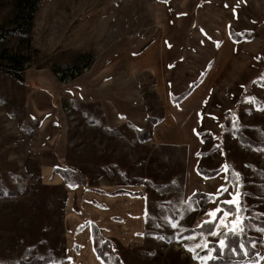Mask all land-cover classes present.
Segmentation results:
<instances>
[{
    "label": "rangeland",
    "instance_id": "374dc122",
    "mask_svg": "<svg viewBox=\"0 0 264 264\" xmlns=\"http://www.w3.org/2000/svg\"><path fill=\"white\" fill-rule=\"evenodd\" d=\"M156 14L179 24L177 38L174 29L156 27ZM168 34L180 49L187 40L180 53L190 47L187 52L203 62L198 69L206 65L197 81L182 80L178 89L181 96L193 88L196 96L208 79L199 130L173 137L185 147L156 146L149 130L110 129L94 105L63 96L46 106L34 103L35 74L44 75L43 84L50 75L63 91L124 39L147 43ZM68 69L80 73L63 83L56 73ZM145 84L149 116L160 120L153 79L146 77ZM194 103L190 97L183 108ZM36 109H49L55 120L35 117ZM195 146L197 182L186 167ZM57 167L71 171L69 178L53 173ZM198 169L221 172L208 178ZM228 169L241 179L237 189ZM220 185L227 188L223 194L214 189ZM89 192L101 193L98 198L110 203L107 211L117 213L107 221L110 230L99 220L106 205ZM201 193L214 200H193ZM224 201L238 208L242 201L245 213L223 215L217 231L243 226L263 239L255 247L264 252V233L249 222L264 219V0H0V264H83L87 239L94 250L100 244L93 226L114 241L122 264H209L213 252L201 246L217 244L221 236L197 229L215 219ZM255 264H264V254Z\"/></svg>",
    "mask_w": 264,
    "mask_h": 264
},
{
    "label": "crops",
    "instance_id": "0c3cea01",
    "mask_svg": "<svg viewBox=\"0 0 264 264\" xmlns=\"http://www.w3.org/2000/svg\"><path fill=\"white\" fill-rule=\"evenodd\" d=\"M154 21L156 27L158 25H165L167 33L169 29L170 32L174 29V37L176 36L177 38L180 34L178 30L179 24L173 18L168 19L162 15L157 17L156 14ZM160 30H162L161 27ZM173 35L170 36L168 34L165 37L156 36L155 39L147 43H144L143 39H134L132 41L124 39L122 43L113 45L102 55V58L95 65L91 74L80 78L63 91L56 87L57 83L54 82L50 75L48 84H43L42 77L44 75L37 73L33 78L35 89L32 90V98L34 99V103L38 106L44 102L46 106L45 101L51 100L52 102L53 100L55 103L59 98L65 97L67 100L76 101L84 107L94 105L101 110L102 120L100 122L110 129H120L124 126H129L138 132L149 130L152 132L149 139L152 144L159 147L183 148L185 147L182 145L183 143L174 144V141H172L174 140L173 137L182 140L181 135L185 129H190V131L194 132L199 130L198 128L201 125L200 110L204 99L207 97L209 87H207L208 79H206V82H203L205 83L203 88L197 91L196 96L193 95L194 89L181 103H172V99L179 97V94H181V91L178 90L181 86L180 82L182 80L197 81L206 68V65L200 69L197 68L201 60H198L187 52L190 47H187L186 51L180 53L187 45V40L184 47L180 49L173 41L175 40L173 39ZM146 77L153 79V92L156 96V104L164 112L162 119L156 125L150 124V111L144 102L143 93L147 91L145 84ZM190 97L196 103L191 104L188 109L183 108L185 100L187 101ZM35 112L36 114L33 113V115L35 117H42L44 121L51 122L55 120L51 118L52 116H47L48 113L46 112H50L49 109H36ZM57 139V141H62L59 134ZM192 139L196 142L198 137L194 136ZM198 146H200V141ZM198 146H195L189 152L186 162V167L188 168L187 177L190 176V181L200 179L197 178L198 174L196 173ZM217 180L218 178L212 181L204 179L201 180V183L210 185L214 181L217 182ZM222 186H217L214 189L219 190ZM94 191L97 192V190ZM88 195L92 196L98 204L106 205L104 209L106 211L105 218L103 220L99 218V220L105 223L104 225L109 226V230L113 228L107 221L108 219L113 221L117 213H109L107 211L110 206L109 201L98 198L101 193L89 192ZM124 198L126 199L124 201L125 206L127 198ZM121 211L124 212L122 214L126 218L132 217L131 210L128 212L125 207H122ZM96 224L101 226L99 222H96ZM85 233L89 236L92 235L89 228L85 229ZM103 233L104 237H111L108 232ZM87 240L88 244L86 243L83 250V254L87 255V257L83 259V264H103L92 248L91 238Z\"/></svg>",
    "mask_w": 264,
    "mask_h": 264
},
{
    "label": "trees",
    "instance_id": "16d2710c",
    "mask_svg": "<svg viewBox=\"0 0 264 264\" xmlns=\"http://www.w3.org/2000/svg\"><path fill=\"white\" fill-rule=\"evenodd\" d=\"M237 40V39H236ZM193 88L188 90L184 95H181L179 97L173 98L172 103L173 104H179L181 103L185 98L188 97V95L191 93ZM158 119H154L150 117V122L153 125H156L158 123ZM241 142L244 144H251V142L245 138L244 136H240ZM221 171L217 170L211 173H207L205 171H200L198 169V173L203 176H208V178L217 176ZM53 173L59 174L60 176L64 178H69L70 174L72 173L68 169H63L60 167H57L53 170ZM228 180L233 185L234 188L237 189V186L239 185L241 179L239 176H237L231 169H228L227 172ZM118 194H127L126 192H115L114 195ZM131 196H137L130 194ZM140 195V194H139ZM138 195V196H139ZM201 201L199 203L203 204L206 202H210L211 200H214V197L208 196L205 194H197L196 197L193 200ZM200 199V200H199ZM192 200V201H193ZM220 209H222V212L231 213L234 217L236 215H242L245 213L244 204L242 201L239 203V208L236 207L233 204H220ZM223 216V214H217L215 219L220 220V218ZM249 222L253 224L257 229H264V219H255V218H249ZM214 225L209 221L204 223L201 227L197 229L198 232L202 233L203 235H208L209 232L213 230ZM244 232L242 236H229L228 237V247L224 251L217 250L216 252H213V256L215 258H211V261L209 264H255L259 261V259L263 256L264 252L258 250L254 245L260 244L263 239L250 236L246 230V228H243ZM93 236L100 239V244L95 249L96 256L103 262V264H122L117 251L116 246L113 240L110 239H104L103 236L100 235V230L96 227H92ZM227 232H232V230H229ZM225 233V232H224ZM223 234V233H222ZM222 238V235H221ZM241 242L244 243V245L247 248L248 255H245L243 251L240 250V244ZM216 245V244H214ZM212 245V246H214ZM232 249H235V252H233ZM56 261L51 260H40V261H33L32 264H56Z\"/></svg>",
    "mask_w": 264,
    "mask_h": 264
},
{
    "label": "snow or ice",
    "instance_id": "6c2138e0",
    "mask_svg": "<svg viewBox=\"0 0 264 264\" xmlns=\"http://www.w3.org/2000/svg\"><path fill=\"white\" fill-rule=\"evenodd\" d=\"M225 191H227V188L222 186V188L218 190V194H223V192H225ZM194 195H196V194H194ZM223 203L228 204V203H231V202L230 201H224ZM214 211L217 214H221L222 213L223 215H228L227 212H222V209H220V208H217ZM209 215L211 216L212 213H209ZM210 222L214 225V227H213V230L208 233V235L214 236V237L221 236V233H219L217 231V229H216V225L219 224V220L218 219H213ZM170 227H172L174 229L177 228L178 227V222L170 224ZM260 231L262 233H264V229H260ZM243 232H244V229H243V226H242L239 231L233 230L232 232L223 233L222 234V238H220L218 240L216 245H214V246H201V247H206L208 252H216L217 250L222 252L228 247V237L229 236H242ZM253 246H255V245L253 244ZM232 250H233V252H235V249H232ZM240 250L243 251L245 255H248L247 248H246V246L244 245L243 242H241V244H240ZM210 258H215V257H210Z\"/></svg>",
    "mask_w": 264,
    "mask_h": 264
},
{
    "label": "built area",
    "instance_id": "2783aa9c",
    "mask_svg": "<svg viewBox=\"0 0 264 264\" xmlns=\"http://www.w3.org/2000/svg\"><path fill=\"white\" fill-rule=\"evenodd\" d=\"M79 73L80 71L76 69L62 70L56 73V77L63 83H67L71 79V77H76Z\"/></svg>",
    "mask_w": 264,
    "mask_h": 264
}]
</instances>
